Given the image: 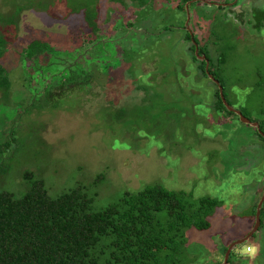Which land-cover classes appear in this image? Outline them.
<instances>
[{
	"label": "rangeland",
	"instance_id": "374dc122",
	"mask_svg": "<svg viewBox=\"0 0 264 264\" xmlns=\"http://www.w3.org/2000/svg\"><path fill=\"white\" fill-rule=\"evenodd\" d=\"M179 1L0 0V37L8 40L0 42L8 79L0 86V144L14 137L0 150V184L21 194L26 169L45 180L51 197L78 182L87 184L96 192L94 209L152 183L195 198L210 194L221 203L208 216V228L187 231L188 252L197 257L192 264H223L224 248L256 222L264 141L255 126L214 111L215 85L197 79L199 69L185 58L192 57V42L185 38L187 12L177 8ZM255 1L254 17L238 27L227 14L215 20L213 8L204 10L206 1L203 8L192 5L188 25L208 43L213 59L227 54L225 90L234 107L264 128V18L258 11L264 13V0ZM34 41L47 45L35 46L29 56ZM132 47L145 50L135 58H147L135 74L129 72L134 56L129 61L124 54ZM171 60L178 64L167 66ZM60 64L68 72L55 68ZM178 66L180 74L190 73L179 81L186 91L201 88L211 96L200 99L196 93L189 101L170 83L175 98L166 93L164 102L176 103L178 115H156L154 102L144 103L135 81L144 83L150 70L163 75L164 68ZM99 172L105 178L90 185ZM259 218V228L232 249L231 264H264V201Z\"/></svg>",
	"mask_w": 264,
	"mask_h": 264
},
{
	"label": "trees",
	"instance_id": "16d2710c",
	"mask_svg": "<svg viewBox=\"0 0 264 264\" xmlns=\"http://www.w3.org/2000/svg\"><path fill=\"white\" fill-rule=\"evenodd\" d=\"M139 1L146 3L145 0ZM191 1L180 0L178 8L185 11L186 3ZM198 2L199 0L192 5ZM94 14L93 10L91 13L87 12L90 23L94 19ZM160 38L162 39L161 36L156 37L157 40ZM185 38L192 42L190 32L187 31ZM194 40L189 48L192 57L185 58L188 63H194L199 69L197 79L198 76L204 77L215 85V92L212 94L215 108L213 110L219 116L222 115L221 111L226 112V115H240L227 107L219 86L213 81L218 79L225 98L232 104L225 90L227 82L222 68L223 64L227 63V54L222 51L213 59L208 43L203 44L196 35ZM7 41L6 38L0 37V42ZM196 44L199 47V54L205 55L206 59L198 58L195 53ZM46 45L47 42L42 44L34 41L29 48V56L32 55L31 51H34L35 46L41 48ZM138 50L132 47L124 51L129 61H132L134 56L130 63L131 74L142 69L141 64L147 59L146 56L142 60L140 56L135 58L138 52L141 54L145 51ZM2 53L0 45V55ZM163 55L166 58L168 54ZM172 61L175 60H171L167 66L171 65ZM175 63L178 64L177 61ZM54 66L62 70V73L69 70L63 64ZM167 69L164 68L163 75L150 70L144 83L139 79L135 81L136 87L142 89L145 94L144 103L154 102L156 115L168 116L169 113L178 115L176 103L166 105L164 102L167 98L166 93L175 98L172 96L174 94L170 83L178 84L180 96L186 97L189 101L188 96H196V93L200 99L211 96L208 91H201V88L198 92H189L186 91L188 86L180 85L179 81L190 76L189 71L184 70L180 74L183 69L179 66ZM209 74H212L213 80L209 78ZM157 77L160 79L157 80ZM158 83H162V86ZM2 85L7 86L8 79L4 67L0 65V86ZM51 94L49 93L47 97ZM48 100L56 101L53 98ZM136 109L142 115L141 108L138 106ZM123 114V111L116 113ZM181 116L178 117L182 118ZM259 127L264 132L260 124ZM256 132L264 141L262 133L258 130ZM12 139L13 136L3 141L0 150L6 151ZM12 164L10 161L6 163L8 167L13 166ZM7 169L4 166V170ZM104 178L105 173L99 172L90 185H95ZM24 179V191L19 195L0 184V264H192L197 257L189 255L187 231L191 228L196 230L208 228L211 222L208 216L213 215L216 206L221 203L220 199L210 194L195 198L192 193L184 190H171L160 183H152L140 190H125L116 200L94 209L93 200L96 192H90L87 184L78 182L59 195L51 197L45 188V180L38 177L33 170L26 169ZM253 211L255 212V209ZM231 252L232 250L229 256L230 264ZM235 262L233 260V263Z\"/></svg>",
	"mask_w": 264,
	"mask_h": 264
},
{
	"label": "flooded vegetation",
	"instance_id": "af4514ba",
	"mask_svg": "<svg viewBox=\"0 0 264 264\" xmlns=\"http://www.w3.org/2000/svg\"><path fill=\"white\" fill-rule=\"evenodd\" d=\"M196 1L197 0H192V2H190L189 5H187L188 3H186V10H185V12H187V20H186V24H185L184 28L187 29L188 32L191 33L192 43L195 42V40H194L195 33L188 26V18L191 19L190 8L192 7V3L196 2ZM203 1H206L204 3V5L206 6L204 10L213 8L211 11H213V15H214V13L216 14L215 20L217 19L218 14H221V15L227 14L226 17L230 18L232 20V22L236 24V26L234 25L235 27H238L241 23H243L246 20H249L250 18L254 17L253 16L254 14L251 13V9H252L251 6H254L256 4L255 0H243V2L241 0H199L198 5L201 8H203V7L200 4ZM260 1L262 4L263 0H260ZM241 2L245 3V4H242ZM255 7H256V9H259L258 6H255ZM177 8H178V6H177ZM214 9H217V10H214ZM258 11L260 12L261 17L264 18V13L261 12L260 10H258ZM263 11H264V9H263ZM260 14H259V16H260ZM213 23H214V19L212 18V21H211L212 29L214 26ZM196 49H197V47H196ZM198 54H199V52H198Z\"/></svg>",
	"mask_w": 264,
	"mask_h": 264
},
{
	"label": "water",
	"instance_id": "95a60500",
	"mask_svg": "<svg viewBox=\"0 0 264 264\" xmlns=\"http://www.w3.org/2000/svg\"><path fill=\"white\" fill-rule=\"evenodd\" d=\"M191 2H192V1H191ZM189 4H190V2H189L187 5H189ZM188 19H189V18H188ZM188 26H189V25H188ZM197 48H198V45H197ZM198 52H199V50L197 49V56H198V58H200V59H205V58H206L205 55H200V54H198ZM209 78H211V79L213 80V76H212V74H209ZM213 81L219 86V89L221 90V94H222V96H223V98H224V102H225V104L227 105V107H228L229 109H231V110H235L236 112H238V113L240 114V115H238V116H239V118H240L243 122H245V123H249V124L255 126V127L259 130V132H261L262 135L264 136V132H262V130H261L260 127H259V122L256 121V120H251L250 118L244 116L245 114H244L240 109L235 108L232 104H230L229 101L225 98V96H224V94H223L222 86L220 85L218 79H217V80L214 79ZM263 201H264V189H263V197L261 198V200L258 202V204H257V206H256V210H255V219H256V222H255L253 228H252V229L250 230V232H249L248 234H246L244 237H242V238H240V239H237V240H235V241H232V242L228 245V247L226 248V250H225V252H224V260H223V264H229L230 251L234 248V246H235L236 244H238V243H241V242L247 240V239H248V238L254 233V231H255L257 228H259V225H260V218H259V216H260V208H261V205H262Z\"/></svg>",
	"mask_w": 264,
	"mask_h": 264
}]
</instances>
